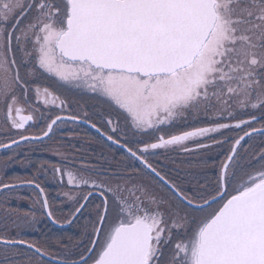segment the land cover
<instances>
[{
    "label": "snow or ice",
    "instance_id": "6c2138e0",
    "mask_svg": "<svg viewBox=\"0 0 264 264\" xmlns=\"http://www.w3.org/2000/svg\"><path fill=\"white\" fill-rule=\"evenodd\" d=\"M41 77L88 94L97 109L77 112ZM262 119L264 0H0V132L12 133L0 150L88 125L171 195L133 183L127 169L52 165L68 186L58 194L70 204L61 222L37 181L0 182L5 199L32 186L33 207L80 229L69 244L52 238L66 249L53 255L21 234L34 211L2 208L0 227L16 233H0V264H264V146L249 151L264 138ZM41 121L40 135L25 134ZM216 146L224 159L214 179L191 187L149 159Z\"/></svg>",
    "mask_w": 264,
    "mask_h": 264
},
{
    "label": "rangeland",
    "instance_id": "374dc122",
    "mask_svg": "<svg viewBox=\"0 0 264 264\" xmlns=\"http://www.w3.org/2000/svg\"><path fill=\"white\" fill-rule=\"evenodd\" d=\"M70 92L75 95L73 97L76 100L74 101L68 99L69 106L72 109L77 111L76 107L80 105V102L84 103L90 113L97 109L99 102L95 99H92L88 94L81 93L74 89L70 90ZM58 93L61 94L63 91L60 90ZM250 114H252L251 109H248L244 113L238 112V116L242 115L243 118L249 117ZM260 122L264 123V119H262ZM256 126L259 127L260 125L256 124ZM37 132H42V130ZM11 134V132H0V142H7L5 140V136H11ZM129 135L131 136V132H129ZM232 135L235 136L236 133L233 132ZM61 137L64 138L61 140L54 139V141H51L53 144L49 145L44 143H27L24 145H19L15 152L17 155L23 154V156L21 155L20 158L18 156L11 158H6L3 156L0 160V182L17 183L18 181L28 180L27 178H29V180L37 181L40 183L41 187L45 188V192L48 195L50 192L52 193V196H49L52 210L54 212L55 219L61 222L67 217L70 204L64 202L65 198L58 194L62 191L68 190V186L59 184L53 178L52 165H62L67 163L73 168L79 169L85 162H87L92 165H97L105 170L116 169L123 172L125 169H127L128 171L125 174L131 175L133 177V183H142L148 185L150 190L156 195L171 200L170 193L156 182V178L143 173L132 172L131 169L134 162L121 150L117 149L116 154L111 155L108 151H106L105 145L102 143L99 144L97 142L89 141L91 139L81 135H61ZM144 137H147L145 138L146 140L153 139L149 136ZM249 142L252 145L249 151L258 152L260 148L264 146V138H261L258 135L255 136L254 140ZM57 150H60L62 153L67 155V161L63 160L61 156L54 154ZM157 151L159 155L150 156V162H155L158 170L161 172L166 171L167 176L170 177L174 183L181 187H191L190 184L185 183L186 181L195 182V180H199L200 182H206L213 180L219 167V163L224 159L222 150L219 148V146L214 147L212 150H205V154L200 156L185 154L182 152H166L163 149ZM12 155V153L9 154V156ZM205 160L209 161V165H215V167L203 166V162ZM135 164L137 167H142L138 164V162H135ZM165 168H167V170ZM197 169L203 170L198 171ZM22 173H27V177ZM39 177H43V181L40 180ZM19 193H21V191L14 190L11 197L8 199H5L7 192L0 195V209L8 208L10 206L8 204L13 203L17 206L13 209H19L21 213L25 211H34L36 213L37 222L35 223L34 227L26 229L21 233L25 235L23 236L25 239L37 242L40 247L49 249L53 255H59L62 253L61 249L63 247L57 245L53 239L45 241L43 238L38 239L36 237V234L40 232L41 228L47 227L48 231L54 232L56 237L64 236V244L72 243V241H69L66 238L67 236H75V238H78L80 233V229L78 227L66 225V227L69 228H51L48 224L45 214L40 211L41 209L39 206L37 205L35 208L30 207L31 198L35 197V194L26 197L24 193L22 196H20ZM4 202H6V204H4L5 206H2ZM171 202L175 204V201ZM82 222L83 221H81V223ZM5 231H7V234L11 235H15L16 233V229L11 227L10 223L0 227V233H4ZM20 258L23 260L25 256H20Z\"/></svg>",
    "mask_w": 264,
    "mask_h": 264
},
{
    "label": "flooded vegetation",
    "instance_id": "af4514ba",
    "mask_svg": "<svg viewBox=\"0 0 264 264\" xmlns=\"http://www.w3.org/2000/svg\"><path fill=\"white\" fill-rule=\"evenodd\" d=\"M42 85L43 86H51V89L53 90L52 83L50 81H48V80L44 81ZM41 109L44 110L42 105H41ZM25 114H28V113L25 112ZM42 129H43V121L39 122V126H31V127H29L25 131V134H27V135H40L41 132H37V131H41ZM29 131H33V132H29ZM69 132H72L73 135H81L83 137H86V138L91 139L89 141L97 142L99 144L102 143L103 145H105L106 151H108L111 155L112 154H116V152H117L116 145H112L111 142L106 141L98 133H96L94 129L90 128L87 125H83V124L79 125L78 128H72L71 126H68L67 128L61 129V131L59 132V134L56 137H54L52 140H48L46 138L43 142L35 141V142H31V143H35V144H37V143H40V144L44 143V144H47V145L53 144L51 141H54V139L61 140V139L64 138V137H61V135L67 136ZM27 143L28 142H24L23 144L21 143V145H24V144H27ZM16 148H18V147L15 146L11 150H7V151H4V152H1L2 154H0V160L2 159L3 156L6 157V158L7 157H16V156H18L20 158L21 155L23 156V154H18V155L16 154V152H15ZM10 153H12L13 155L12 156H9ZM174 153H176V152H174ZM153 164L156 167L155 162ZM165 169L167 170V168H165ZM197 170L198 171L199 170L202 171L203 169H197ZM162 173H165L166 174V171H163ZM23 175H25L27 177V173H25ZM27 179L29 180V178H27ZM39 179L43 181V177H39ZM168 179L171 180V181H173L170 177H168ZM23 181H26V180H23ZM16 190L21 191V193H19L20 196H22L23 193L26 195V197H29V195H34L35 194L34 195L35 197H32L31 198V201H30V207L31 208H35V207H33V201L37 198L38 192L32 186H29V185H26L25 184V185L19 187ZM6 192H7V190H6ZM45 194L48 196L49 201H50V197L49 196H52V193L50 192V194L48 195L45 192ZM50 203H51V201H50ZM4 204H6V202H4L2 206H5ZM8 205H10L11 207H17L13 203L12 204H8ZM40 211L43 212L42 209ZM46 219H47V217H46ZM50 225L53 226V224H50ZM66 228H69V227H66ZM62 229H64V228H62ZM22 235L25 236L24 234H22ZM36 237L38 239L43 238L45 241H49L52 238L56 237V235L54 234V232L48 231V228L47 227H43V228H41L40 232L36 234ZM72 237H75V236H72ZM65 250L66 249H64V248L61 249L62 252L65 251ZM24 251H29V250L25 249ZM17 259H21V258L20 257H17ZM24 259H26V257Z\"/></svg>",
    "mask_w": 264,
    "mask_h": 264
}]
</instances>
